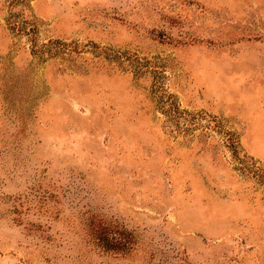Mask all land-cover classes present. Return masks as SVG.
I'll use <instances>...</instances> for the list:
<instances>
[{"label": "rangeland", "instance_id": "obj_1", "mask_svg": "<svg viewBox=\"0 0 264 264\" xmlns=\"http://www.w3.org/2000/svg\"><path fill=\"white\" fill-rule=\"evenodd\" d=\"M240 161L264 170V0H0V264H264Z\"/></svg>", "mask_w": 264, "mask_h": 264}, {"label": "trees", "instance_id": "obj_2", "mask_svg": "<svg viewBox=\"0 0 264 264\" xmlns=\"http://www.w3.org/2000/svg\"><path fill=\"white\" fill-rule=\"evenodd\" d=\"M15 26H18V23H15ZM19 29H20V25H19ZM50 43H51V45L55 44V47L56 48L58 47L59 50L64 49L65 44H66V43H62L59 41L57 43L56 42H50ZM46 46L47 45H45V47ZM43 51H44V49H41V50H39V53H42ZM168 106H169L167 109V111L169 112L168 116L170 119L177 122L179 130L189 131V129H193V126L195 127V125H198L199 122H198L197 118L195 117V115H191L187 111L180 110V108L175 106L172 101L169 102ZM212 121H215V126L217 128L224 130L223 127H220V125H217V123H219V122L216 119H213ZM204 128H205V126H203V129ZM224 131H225L226 135H228V136L230 135L229 137H232V133H230V131H228L226 129ZM229 147H230L232 154L235 157L236 161L239 160L240 158H238V155H237L238 147L235 144V142L231 140V145ZM240 163H241L240 169H242L245 174L249 175V177L257 178L260 182L264 183V170H263V168L256 166V165L248 166V164L246 165L245 161H240Z\"/></svg>", "mask_w": 264, "mask_h": 264}]
</instances>
